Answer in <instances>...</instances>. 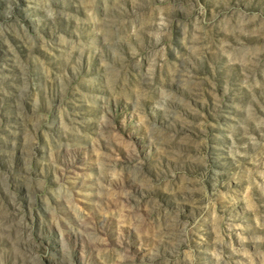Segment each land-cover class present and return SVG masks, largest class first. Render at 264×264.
<instances>
[{"label": "rangeland", "instance_id": "rangeland-1", "mask_svg": "<svg viewBox=\"0 0 264 264\" xmlns=\"http://www.w3.org/2000/svg\"><path fill=\"white\" fill-rule=\"evenodd\" d=\"M0 264H264V0H0Z\"/></svg>", "mask_w": 264, "mask_h": 264}]
</instances>
